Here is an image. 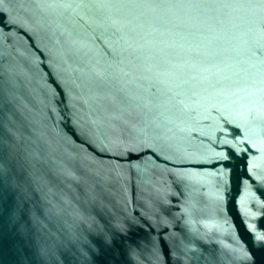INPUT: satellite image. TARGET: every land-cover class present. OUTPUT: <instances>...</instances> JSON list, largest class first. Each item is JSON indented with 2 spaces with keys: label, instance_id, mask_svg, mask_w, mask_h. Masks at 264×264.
<instances>
[{
  "label": "water",
  "instance_id": "95a60500",
  "mask_svg": "<svg viewBox=\"0 0 264 264\" xmlns=\"http://www.w3.org/2000/svg\"><path fill=\"white\" fill-rule=\"evenodd\" d=\"M0 264H264V0H0Z\"/></svg>",
  "mask_w": 264,
  "mask_h": 264
}]
</instances>
